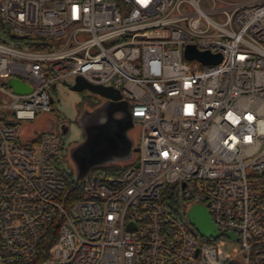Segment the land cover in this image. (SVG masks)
I'll use <instances>...</instances> for the list:
<instances>
[{
    "label": "built area",
    "instance_id": "2783aa9c",
    "mask_svg": "<svg viewBox=\"0 0 264 264\" xmlns=\"http://www.w3.org/2000/svg\"><path fill=\"white\" fill-rule=\"evenodd\" d=\"M0 22L47 44L0 36V264H264V0H0ZM78 76L131 104L138 151L69 200L64 135L21 122ZM192 199L217 237L190 229Z\"/></svg>",
    "mask_w": 264,
    "mask_h": 264
},
{
    "label": "water",
    "instance_id": "95a60500",
    "mask_svg": "<svg viewBox=\"0 0 264 264\" xmlns=\"http://www.w3.org/2000/svg\"><path fill=\"white\" fill-rule=\"evenodd\" d=\"M184 55L186 59H199L206 64H217L222 59L220 54L198 52L190 45L185 47ZM8 84L17 93L30 91L29 86L18 79L9 80ZM70 89L79 92L88 90L106 98L103 105L94 111L84 113L94 116L91 122L95 123L84 131L85 138L71 149V159L76 170L75 180L79 181L88 176L96 167L133 160L138 148H134V140L129 136V131L135 127L131 116V104L121 100V94L117 89L90 84L80 76L75 78V83ZM59 131L62 135L68 132L64 129V124L60 126ZM187 216L202 237L212 238L219 235L207 208L203 205L194 204ZM228 236L233 237L231 233Z\"/></svg>",
    "mask_w": 264,
    "mask_h": 264
},
{
    "label": "rangeland",
    "instance_id": "374dc122",
    "mask_svg": "<svg viewBox=\"0 0 264 264\" xmlns=\"http://www.w3.org/2000/svg\"><path fill=\"white\" fill-rule=\"evenodd\" d=\"M1 38V37H0ZM75 83V78H67L62 83H59L53 95L52 110L49 113H39L35 120L22 121V136L21 140L25 141L40 130H54L57 121L68 122L70 130L65 137V156L69 154V150L73 145L81 142L84 138V132L80 122L81 116L85 112L94 111L106 102L104 97L98 96L88 90L73 91L70 87ZM130 136L137 143V131L134 127L130 130ZM126 163V162H123ZM62 170L66 174L76 177V170L69 160L62 162ZM195 199L181 200V212L188 214L190 208L196 204ZM190 229L198 235L195 227L190 224ZM235 245H227L229 250ZM230 247V248H229Z\"/></svg>",
    "mask_w": 264,
    "mask_h": 264
},
{
    "label": "trees",
    "instance_id": "16d2710c",
    "mask_svg": "<svg viewBox=\"0 0 264 264\" xmlns=\"http://www.w3.org/2000/svg\"><path fill=\"white\" fill-rule=\"evenodd\" d=\"M0 36L2 39L7 42L11 43L16 46H27L31 47L35 50H41L47 47L46 40L43 38H35V37H17L11 33V31L0 22ZM51 96L54 95V90L52 89L50 91ZM125 165L121 163H114L103 167H96L92 170L93 173H103L108 175H117L119 174L123 169ZM59 174L62 176L65 182V187L68 190L67 198L69 200L76 199L78 197V182L75 180V178L70 175L63 172V170H59ZM205 241H210L209 239H204ZM47 250L46 253L43 254L42 259H45L47 257Z\"/></svg>",
    "mask_w": 264,
    "mask_h": 264
},
{
    "label": "flooded vegetation",
    "instance_id": "af4514ba",
    "mask_svg": "<svg viewBox=\"0 0 264 264\" xmlns=\"http://www.w3.org/2000/svg\"><path fill=\"white\" fill-rule=\"evenodd\" d=\"M110 110V108H108ZM109 110H108V113H109ZM94 116H91L89 114H86V115H82L81 118H80V122H81V125H82V129H83V132L88 130L90 127H92L91 125H94L95 122H91L93 120ZM64 124V129L66 130H70V125L68 122H64V121H57V123L55 124V129L59 130L60 129V126ZM68 133V132H67ZM84 138H85V134H84ZM83 138V139H84ZM82 139V140H83ZM79 143V142H78ZM77 143V144H78ZM76 145V144H75ZM74 146V145H73ZM72 146V147H73ZM134 148H137V146L135 145ZM72 149V148H71ZM71 149L69 150V154L66 155V160H69L71 162V164H73V161L71 159Z\"/></svg>",
    "mask_w": 264,
    "mask_h": 264
},
{
    "label": "crops",
    "instance_id": "0c3cea01",
    "mask_svg": "<svg viewBox=\"0 0 264 264\" xmlns=\"http://www.w3.org/2000/svg\"><path fill=\"white\" fill-rule=\"evenodd\" d=\"M129 136H130V131H129ZM131 137V136H130ZM134 146H135V142H134ZM129 162V161H128ZM121 163H123V162H121Z\"/></svg>",
    "mask_w": 264,
    "mask_h": 264
}]
</instances>
